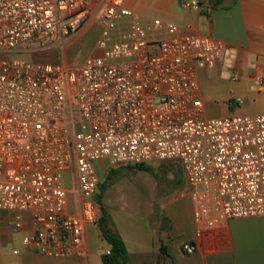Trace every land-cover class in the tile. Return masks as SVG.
Segmentation results:
<instances>
[{
    "label": "built area",
    "instance_id": "1",
    "mask_svg": "<svg viewBox=\"0 0 264 264\" xmlns=\"http://www.w3.org/2000/svg\"><path fill=\"white\" fill-rule=\"evenodd\" d=\"M183 5L199 11L202 2ZM96 25V53L81 61L21 58L64 53ZM223 53L210 36L143 20L127 0H0V210L30 214L23 246L84 253L104 162L179 160L194 220L208 228L264 216V115L203 116L197 71L215 69Z\"/></svg>",
    "mask_w": 264,
    "mask_h": 264
},
{
    "label": "crops",
    "instance_id": "2",
    "mask_svg": "<svg viewBox=\"0 0 264 264\" xmlns=\"http://www.w3.org/2000/svg\"><path fill=\"white\" fill-rule=\"evenodd\" d=\"M135 1L127 0V5L133 8ZM214 1L201 0V9L186 14L179 26L186 34L210 36L224 46L223 60L215 69L197 71L200 92V83L211 75L220 81L219 89L232 96L230 100H240L228 106L224 117L264 115V86L257 80L264 78V0H223L219 4ZM177 2L159 0L158 7L176 17ZM223 74L226 79L221 78ZM203 116L208 118L204 105ZM165 205L154 221L157 238L152 244L151 264H264V216L233 218L208 228L195 222L189 193L175 195ZM18 221L22 223L20 229L15 227ZM32 231L29 213L0 210V264H103L102 255L109 250L107 242L103 248L96 239L87 237L88 228L83 254L42 256L21 242ZM184 242L194 243V253H185ZM14 250L19 254L15 255ZM127 264L145 261L129 254Z\"/></svg>",
    "mask_w": 264,
    "mask_h": 264
},
{
    "label": "rangeland",
    "instance_id": "3",
    "mask_svg": "<svg viewBox=\"0 0 264 264\" xmlns=\"http://www.w3.org/2000/svg\"><path fill=\"white\" fill-rule=\"evenodd\" d=\"M158 1L136 0L132 9L143 20L159 18L180 27V21L186 14H195L196 12L188 11L183 5L191 0H178L177 14L179 18L178 16L174 17L173 14L163 13L158 7ZM98 37L99 26H92L75 36L64 49V53L60 49L47 50L33 55H24L21 58L47 64L62 60L67 63L81 61L96 53L94 47ZM3 57L0 56V59ZM225 77L226 75L223 74L221 78L226 79ZM219 82L218 79L212 78L210 75L200 83V96L205 115L208 118L224 117L229 111L228 106L235 100H230L232 96L226 90L219 89L222 87ZM103 166V168H98L102 182L100 201L111 217L109 227H112L114 232L124 240L129 254L134 259L141 258L145 264H151L152 244L157 238L155 219L157 220V217L160 216L168 199L178 194L185 195L191 190L181 171L179 160L148 164L150 170H141L136 166L112 168L107 166V163ZM98 212L100 218V206ZM87 237L93 241L96 239L103 248L107 246L106 241L102 239L98 223L96 226L89 227Z\"/></svg>",
    "mask_w": 264,
    "mask_h": 264
},
{
    "label": "trees",
    "instance_id": "4",
    "mask_svg": "<svg viewBox=\"0 0 264 264\" xmlns=\"http://www.w3.org/2000/svg\"><path fill=\"white\" fill-rule=\"evenodd\" d=\"M222 1L223 0H215L214 2L216 4H219ZM136 167L141 170H150L148 164L136 165ZM101 188H102V182L99 186V191L96 195V202L98 203L101 209V216L98 221V226L103 239L109 245V254L104 253L102 255L103 264H127L129 260V253L126 244L124 240L114 232L112 227H109V222L111 220V217L108 211L106 210V208L101 205V201H100Z\"/></svg>",
    "mask_w": 264,
    "mask_h": 264
}]
</instances>
